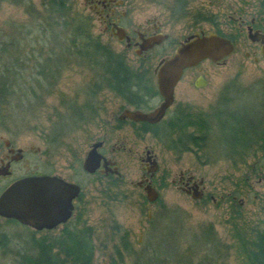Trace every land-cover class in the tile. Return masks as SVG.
Listing matches in <instances>:
<instances>
[{
  "label": "rangeland",
  "instance_id": "1",
  "mask_svg": "<svg viewBox=\"0 0 264 264\" xmlns=\"http://www.w3.org/2000/svg\"><path fill=\"white\" fill-rule=\"evenodd\" d=\"M43 1L6 0L0 3V29L14 37V47L22 42V36L28 42L24 47L28 52L25 78L17 80L24 83L22 87L25 89L29 77L36 76V69L41 67L35 63H42V59L51 56L46 53L50 51L49 47L43 48L44 53H41L42 50L33 44L32 37L39 33L32 29L31 12L27 8L31 3L34 8L40 9ZM72 1L78 9L91 14L94 18V32L101 36L104 43L116 53L123 54L134 70L147 66L156 84L154 69L162 58L160 52L155 50L139 57L134 48L127 49L125 42L109 32L103 33L104 23L95 16L86 0ZM126 1L133 25L154 17L163 20L165 30L171 35L172 46L169 51L196 32L216 31L218 27L223 33L232 32L228 15L233 9L244 10L250 18L259 6L264 5V0ZM182 13L185 15L179 16ZM26 31L31 35H25ZM245 38L246 34L241 38L238 51L224 63L215 64L206 60L186 73L177 89V100L184 103L185 109L199 116L216 111L219 94L225 83L237 79L239 86L245 89L238 92L240 100L234 98L232 103L240 101L242 104L238 107H244L242 114L257 117L256 112L264 103V59L258 64L244 55V50L251 47L249 41H244ZM34 50L36 54H32ZM56 50L59 52L58 48ZM17 53L15 51L12 54ZM61 69L62 80L40 104L24 95L26 91L23 89L11 94L10 100L0 103L1 131L46 149L52 157L50 161H54L57 171L63 174H73L75 171L71 166L76 165L80 157L84 158L95 138L107 131L109 145L120 139L137 151H142L145 145L152 146L160 160V176L165 172L169 175L166 185L161 189L160 199L155 204L146 200L144 190L138 186L142 178V165L137 155L117 153L121 161L122 179L91 177L93 182L85 189V199L88 201L85 224L93 231L94 264H110L112 256L138 255L144 256V262L147 263L148 257L145 255L149 253V247L155 245L156 252L161 255L167 252L165 241L172 246L170 255L176 260L184 258L189 262L200 263L205 256H214L215 264H248L246 249L251 248L250 241L264 228V181L259 183L256 177L251 181L245 178L254 167L264 173V151L261 148L252 149L244 156L229 158L231 145H227L224 140H231L232 135L227 129L223 131L218 115L212 118L210 143L201 151L195 149L179 156L169 148L177 134L163 136L162 141L149 133L138 136L136 131H141L140 124L127 122L122 128H117L118 123L114 117L119 116L122 108L132 106L105 88L106 81L101 78L99 71L81 66L76 61ZM199 75L208 81L207 86L195 85ZM97 83L102 88L93 97L91 91ZM156 98L152 103L158 100ZM88 101L100 102L101 110L94 120L76 126L77 116L70 106ZM173 113L174 109L167 115L166 123ZM261 115L263 118L264 109ZM220 116L229 125L238 127L231 117ZM181 170H189L198 179L204 180L206 194L203 199H194L172 183ZM78 179L87 181L84 177ZM228 193L236 195V203L243 200L241 209L234 210L231 196L221 198ZM2 235L8 244L7 247L0 246V264H14L13 256L16 253L36 251L33 240L54 243L58 232L36 233L0 217V237ZM125 241L131 245L130 255L124 247ZM124 264H130L129 257Z\"/></svg>",
  "mask_w": 264,
  "mask_h": 264
},
{
  "label": "flooded vegetation",
  "instance_id": "2",
  "mask_svg": "<svg viewBox=\"0 0 264 264\" xmlns=\"http://www.w3.org/2000/svg\"><path fill=\"white\" fill-rule=\"evenodd\" d=\"M154 1L160 2V0ZM86 3L89 4V7L91 8L92 12L95 14L96 17L99 18L100 22L104 23V34L109 32V34L118 38L119 40L118 34L121 31L125 30V39L120 41L126 43L127 49L134 48L136 54L137 50H142L141 54H137L139 57H143L148 53L156 50V52H160L159 54L162 56V60L165 57L171 55L175 51L176 47L180 45L178 44L174 49L170 51L168 50L172 46L170 39L171 35L165 30V24L163 20H161L159 17H154L153 19L149 18V20H147L146 22L137 23L136 25H133V21L130 20L129 12L126 9V0H86ZM184 15L185 14L182 13V15L179 16ZM228 17L230 21L229 24L231 25L230 29L232 32L224 33V35L233 41L235 45L234 53L238 51L241 38L244 34H246L247 39L245 38L244 41H249L251 47H248L246 50H244V55L247 58H252L254 62L259 64L262 59H264V5L259 6L258 10L255 11V13L250 16V18L248 14L242 9L240 11L238 9H233L231 11V14L229 13ZM159 35L166 36L167 38L163 39L160 43L155 44L148 50L142 49V46L145 45V40ZM36 57H39L40 59L42 58V56ZM52 59L53 56H46L44 59H42V63H39L37 61V63L35 64H40L41 67L39 70L36 69V72L34 70L36 76L31 75L29 77L27 85V90L29 94L28 98L35 101L37 104H40V102L44 101L46 96L50 92H52L54 90V87L56 88L62 80V63L61 61H55L57 66L56 69H54L55 65H53L54 62ZM42 66L49 68L50 72L48 76V72H42ZM196 67H192L185 70L183 77L175 88L174 103L171 105V107H169L165 117L161 121L157 123L135 122L128 118H120V115L126 108L140 109L143 111H151L155 109L163 101V98L158 91V100L154 103H152V101L155 99H151L152 101L147 103L145 106L138 107L129 104L132 107L122 108L120 110L119 116L114 117L115 122L118 123L117 128H122L121 126L125 125L127 122H131L133 124H140L142 126V129L141 131H136L138 136L142 135L143 133H149L153 134L157 138H160L161 140L162 137L165 136L162 127L166 125L165 121L167 119V115L171 112L172 109H174V113L171 115V117L173 118L172 120L174 122L177 123L179 120H183V117L190 116V120L192 122L197 123L198 125L202 124L205 127V133L203 137L205 138L206 142L198 144V146L201 147L202 145H207L210 143V134L213 131L212 118L217 117L219 115V124L221 125L223 131L224 129H227V131L229 130L232 135L231 140H224L228 143L227 145H231V152L228 154L229 158H232L233 156H244L252 149L261 148L264 151V116L262 118L261 115V112L264 109V103L262 104L263 107H260L261 109L259 108L258 112H256V118L250 117L248 113L246 115L242 114V112L244 113V110H242V108L244 107H238L242 103L240 101V103H232L234 98L235 100H240L238 92L241 89H245L239 86V82L237 79H232L229 82L225 83L221 93L219 94V106L217 107V109H215L216 111L214 112L200 114L199 116L191 112L190 110L185 109L183 102H178L177 89L179 85L183 81L186 73ZM144 69L147 70L148 67L145 66ZM155 69L154 75L158 90ZM201 76L202 75H199L196 78V86ZM99 84L100 83H97L98 86L94 85V88H92L91 95L93 97H95L98 91L102 88V86ZM207 84L208 81L206 80V84L202 87L207 86ZM105 88H107V86ZM115 95L116 97H120L125 100V98L121 94L115 92ZM30 103L32 102L30 101ZM72 107H74V112L77 116V126L78 123L84 124L89 120L91 121L94 120V118H97L102 105L100 104V102L94 103V101H88L85 104L72 105ZM220 115H225L228 118L231 117L232 119H234L236 124H238V127L235 125H229L227 121L222 120ZM194 128L195 127H191V130H194ZM19 138L21 137H16L11 134L4 133L0 130V196L15 181L33 176L59 177L69 183L77 184L81 188L80 194L73 199L74 208L69 219L66 222L58 224L52 229L44 228L38 230L29 225L22 224L15 219L5 218L7 220L15 222V224L23 226L24 228L28 230L30 229L36 233L58 232V235L55 237L56 242H58V237H61L64 229L66 228L80 229L82 227H89L91 229L90 226L85 224V215L88 212V201L85 199V189L87 186H90L92 184L93 181L91 180V177L98 176L104 179L123 178V172L121 170L120 165L121 161L118 159L117 153L118 155L127 153L125 154L126 156L137 155L140 159L142 165V178L140 182H138V186L144 190L145 198L150 204H155L160 199L161 189L163 188V186L166 185V181L169 177L166 172L162 176H160V160L158 154L155 152L152 146L145 145L142 151H137L134 150L133 146H128L125 141L120 139L118 140V142L109 145L107 131H105L104 135L95 138L92 141V144L90 145V148L86 152L84 158L80 157L78 159V163L76 165L71 166V169L75 171L73 174H63L61 172H58L55 162L50 161L52 157L51 155H48L46 149L43 150L41 147L35 146L30 142L20 141ZM95 144H98L96 154L98 157H96V160L94 161V165H97V169L94 172H90L85 169L84 163L89 152L94 149ZM173 146H175L176 148ZM189 147L193 150L198 148L192 145L189 146V144L184 143V141H176L174 144L172 143L169 146V148L177 152L179 156H181V154L185 152H192L193 150H183V148ZM79 177H84L87 179V181H80L78 179ZM254 177L257 178V181L259 183H262L264 181V173L261 170L257 169V167H254L252 172H249L246 175L245 179L247 181H251ZM201 180L202 178L198 179L189 170H181L178 177L173 178L172 183L178 185L179 190L185 192L189 196H192V193L196 191H201L203 194V197L201 199H203L206 194V188L204 186V180L202 183H200ZM149 184L159 192V196L154 202L150 201L147 198L145 187ZM228 196H231L232 200L234 201V210L238 211V208L241 209V207L243 206V200H240V202L236 203L237 197L236 195H232L231 193L223 194L221 198L225 199V197ZM213 200L215 199L213 198ZM45 242L48 243L47 240Z\"/></svg>",
  "mask_w": 264,
  "mask_h": 264
},
{
  "label": "trees",
  "instance_id": "3",
  "mask_svg": "<svg viewBox=\"0 0 264 264\" xmlns=\"http://www.w3.org/2000/svg\"><path fill=\"white\" fill-rule=\"evenodd\" d=\"M4 1L6 0H0V3ZM31 5V3L28 4L27 8L31 12L32 29L39 33L32 37L33 44L42 50L41 53H44L43 48L49 47L50 51L46 53L51 56L56 54L52 60L54 62L61 61V65L65 68L72 61L78 62L81 66L94 68L102 75L101 78L105 79L107 88L121 94L128 104L141 107L152 101L151 99L158 97L157 86L152 76L149 75V70L144 68L134 70L123 54L116 53L104 43L101 36L94 32L91 14L78 9L74 1L44 0L40 9ZM216 32L225 36L219 27ZM27 34L30 33L26 31L25 35ZM13 38L11 34L9 36L8 33L0 29V103L10 100L11 94L18 93L22 89L26 91L24 95L29 97L28 90L23 88L24 83L17 82L18 79L24 77L28 67L26 64L28 52L24 49L28 42H25V36H22L20 45L14 47L16 40ZM57 48L59 52H56ZM15 51L18 53L12 54ZM32 54H36V50ZM56 66L57 64L54 69ZM43 71L44 73L48 72L47 76L49 75V68L42 66ZM70 109L74 112V107L70 106ZM172 119L171 117L168 124L164 125L163 132L165 136L177 134L173 144L176 141H184L189 146L198 147L197 149L200 151L206 146H198V144L206 142L203 137L205 127L202 124L198 125L192 122L190 116L183 117V120L181 119L177 123ZM191 127H195L194 130H191ZM189 148H183V150H193ZM35 240L33 242L36 251L16 253L13 256L14 264H94L95 243L93 231L89 227L66 228L61 237H58V242H54L55 244L46 243L44 240L40 242ZM7 244L6 237L2 235L0 246L7 247ZM124 247L129 254L131 245L128 241L125 242ZM250 247V249L245 247V249L247 248L246 260L248 264H264V228L259 230L255 238L250 241ZM164 248L167 252L161 253L163 256L161 257L160 253L156 252L155 245L149 247V253L145 255L148 257L147 263L144 262V256L138 255L112 256L110 264H124L127 257L130 258V264H215L214 256H205L200 263L189 262L184 258L176 260L170 255L172 246L169 242L165 241Z\"/></svg>",
  "mask_w": 264,
  "mask_h": 264
},
{
  "label": "water",
  "instance_id": "4",
  "mask_svg": "<svg viewBox=\"0 0 264 264\" xmlns=\"http://www.w3.org/2000/svg\"><path fill=\"white\" fill-rule=\"evenodd\" d=\"M126 32L118 34L119 40L125 39ZM252 36V35H251ZM166 36L159 35L145 40L143 50H148L160 43ZM142 50H137L141 54ZM235 51L233 41L216 31H201L188 36L178 45L175 51L162 59L155 69L158 91L163 98L162 103L151 111L140 109L123 110L121 119L135 122L157 123L161 121L169 107L175 100V88L184 75L185 70L196 67L209 60L215 64L224 63ZM206 84L204 77H200L197 86ZM97 146L91 150L86 158L84 167L90 172L97 169L94 161ZM203 182V179L200 183ZM147 198L154 202L159 192L150 184L145 187ZM81 192L79 185L69 183L64 179L52 176H33L15 181L0 196V216L15 219L22 224L35 229H52L62 222H66L74 208L73 199ZM194 199H201V191L192 193Z\"/></svg>",
  "mask_w": 264,
  "mask_h": 264
}]
</instances>
